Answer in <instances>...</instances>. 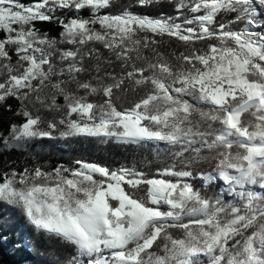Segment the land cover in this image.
<instances>
[{
	"label": "snow or ice",
	"instance_id": "snow-or-ice-1",
	"mask_svg": "<svg viewBox=\"0 0 264 264\" xmlns=\"http://www.w3.org/2000/svg\"><path fill=\"white\" fill-rule=\"evenodd\" d=\"M0 108L88 153L0 168L55 264H264V0H0Z\"/></svg>",
	"mask_w": 264,
	"mask_h": 264
},
{
	"label": "trees",
	"instance_id": "trees-1",
	"mask_svg": "<svg viewBox=\"0 0 264 264\" xmlns=\"http://www.w3.org/2000/svg\"><path fill=\"white\" fill-rule=\"evenodd\" d=\"M141 11L157 15L161 11H171L168 8L161 9L159 7L141 9ZM55 36L59 32V28L54 24H44L41 26ZM10 103H13L10 101ZM12 114L3 108H0V137L6 136L9 125L13 121ZM75 149V151H73ZM93 156H100L102 153L98 149H90ZM117 153H124L123 149L113 150ZM39 153L41 162L52 164L66 161L72 155H87L82 152L79 145H72L68 148L63 143L52 145L47 141L43 144H34L28 150L21 151L17 149L4 150L0 147V168L5 165L11 167L22 168L25 164H31L34 160V154ZM131 155V153H124ZM117 160L122 159L118 154L115 156ZM0 217H7L8 222L4 223L0 220V264H55L56 257L54 255H45V247L37 244L33 238L30 226L14 215L3 205H0Z\"/></svg>",
	"mask_w": 264,
	"mask_h": 264
}]
</instances>
